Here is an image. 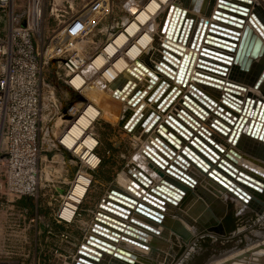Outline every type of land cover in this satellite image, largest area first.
<instances>
[{
    "label": "bare ground",
    "instance_id": "obj_1",
    "mask_svg": "<svg viewBox=\"0 0 264 264\" xmlns=\"http://www.w3.org/2000/svg\"><path fill=\"white\" fill-rule=\"evenodd\" d=\"M229 1L245 5L249 8L245 12L244 21L239 22L231 15L225 13L231 12L230 8L239 10L238 7H232L228 3ZM176 7L186 9L187 17L191 16L195 18L197 24L202 20L203 24L201 26H205L204 32L206 33L210 32L209 27H211V23H221L217 19L221 18L243 25L240 29L241 33L248 26L253 30V33L261 36L264 40V0L134 1L133 4H130V13L133 17L131 16L130 19L127 17L122 25H118L113 36L95 56L92 63H90L94 65L95 72H90L91 70L88 69L89 72L86 74L83 72L85 74L83 75L78 71L74 75L71 85L76 89H81L96 77L104 83L105 90L111 93V97L118 104L126 102L127 105L121 115L122 126L126 134L132 136L136 150L130 159L128 167L120 175L126 184L124 188L128 189L131 186L138 193L141 192L145 186L138 185L134 176L138 174L139 170L153 179V183L149 184L147 179L144 180V177L140 176L149 187H154L164 176L169 175L160 165L157 166L152 162L154 151L166 152L169 155L168 157L172 158L171 160L169 159L171 163H175L174 160L178 158L177 160L180 162L178 166L186 169L185 172L189 171V174L197 180L196 184L190 187L192 194H190L189 198L186 200L185 198L181 199L176 206H167L165 211L167 216L172 213H181L184 218L180 219L181 222L194 234L195 231L192 228L197 221L194 218L189 223L190 218L186 215L187 209L192 206L195 207L200 203V205L202 204V210L206 208L213 211L215 205L219 206L225 203L230 191L236 188L235 183L237 180L233 179L226 172L225 168H217V171L214 172L213 169H216V165L212 162H209L211 163V167H208L195 154H191L192 159L184 155L182 149L185 142H181L185 138L182 137L180 132L184 133L188 138H194L195 135L198 136L197 138L203 137L201 139L206 144L208 138H211L214 146L207 147L202 141L199 144L203 151L211 156L214 155L213 151L216 152L220 156L217 162L223 159L238 169L243 167L249 170V167H253L251 172L260 176L264 181V165L260 164L261 159L253 157L245 149L239 148L237 144L240 139L245 138L249 128H251L250 131H253L254 127L261 126L258 137L264 133V109L261 108L263 114L260 115L261 119L259 123L257 124L256 121L259 119V113H257V117L251 125L254 118L252 99L264 100V88L256 85L263 74L264 66L261 70L258 66L252 65L250 70L241 71L239 66L233 63L232 66H229L228 70L223 71V74L217 73L216 76L223 79L224 82L220 83L219 87L214 86L216 84L213 80L196 74V71H200V69L198 70L200 56L197 47L198 42H196L193 47L187 46V49L184 51L197 53L194 58L196 64L191 67V74L189 73L187 76L189 70L186 64L187 61H192L191 58L194 55L189 56L182 66L183 73L180 74L179 78V68L183 62L182 58L180 59V56H176V53L170 50L169 47L172 46L169 44L173 43V39H171V36L167 37L163 31L164 26L168 25L169 20L175 13ZM171 8L172 10H170ZM218 10L219 12L217 13ZM169 11L170 16L167 19L166 15ZM234 14L236 13L234 12ZM207 20V24L204 25V22ZM235 28L238 29L237 27ZM222 30L226 31V28H222ZM168 39L169 42L166 43ZM200 42L204 43V41ZM164 43L165 45H163ZM261 61L262 58L258 56L255 58L254 63L258 65ZM203 64L206 65L205 63ZM196 79H204L211 84H205ZM235 84L241 85L244 88L237 87ZM233 91H238L243 96ZM248 96L251 97L250 100H247ZM169 109H171V112L166 113ZM232 114L238 116L236 121L232 117ZM101 115L100 108L89 102L83 112L69 125L59 139L62 145L79 154L93 168L97 167L101 161L100 156L96 152L97 147L100 145L99 138L96 135V122L97 119L101 118ZM117 116L118 112H115V117ZM148 116L149 118L144 126H142L141 124ZM131 117L133 118L130 121L129 127L136 123L137 126L132 132H129L124 126ZM167 119L177 129L175 138L170 136L166 132L167 130H163L162 133L171 141L176 142L178 147H174L169 142L163 141L164 139L159 136V127ZM181 123L191 131V134L187 132V129ZM176 138H180L181 142L177 141ZM215 145L221 150L217 149ZM153 155L156 157V153ZM161 156L163 155H157L158 160L160 163L165 164L164 161L160 160ZM203 157L206 158V156ZM163 159L168 160L166 157ZM224 161L222 164L226 166V169L230 170L231 167L226 165ZM197 163L202 164L207 170L204 171ZM258 167L261 168L258 169ZM129 169H131V172L128 171ZM210 172L212 176L209 175ZM91 184L90 178L85 175L79 176L67 200V205L63 211L64 216L70 217L74 209L77 208L76 204L86 199L90 192ZM240 187L243 190L246 189L242 184ZM246 190L249 193L253 192L249 189ZM200 191L205 192L209 196V201L202 197ZM237 191L240 190L237 189ZM114 197L122 199L116 195ZM244 199L245 197L242 196L239 202H244ZM211 202L214 203L209 205ZM185 204H187L186 208L184 207ZM257 210L259 213H262L264 211V203L263 207ZM222 217L223 213L221 212L218 218L221 219ZM221 223L223 224L222 221ZM159 226L158 229L162 231L164 227ZM204 230L202 229L198 233ZM162 234H160V237H162ZM172 240L169 238L164 239L163 242L159 241L158 248L162 254L161 263L167 264L166 262L173 244ZM240 254L242 256V253ZM240 254H237L239 255L238 257L236 255L228 256L225 260L232 262L234 259H238ZM245 260L242 261L244 262ZM242 261L233 262L242 263ZM256 262L258 263V261ZM222 263L220 262L219 264Z\"/></svg>",
    "mask_w": 264,
    "mask_h": 264
},
{
    "label": "rangeland",
    "instance_id": "obj_2",
    "mask_svg": "<svg viewBox=\"0 0 264 264\" xmlns=\"http://www.w3.org/2000/svg\"><path fill=\"white\" fill-rule=\"evenodd\" d=\"M94 1L45 0L44 22L41 35L38 37L43 51L46 52L51 48L54 35L62 30L70 19L83 13ZM134 1L140 0H105L103 8L105 14L99 24L88 35L81 37L78 42V52L82 59L76 63L78 65V62H83H81L82 70H78L83 75L89 70L95 72L94 65L90 63L113 36L118 25H122L127 17L128 19L133 17L130 13V4H133ZM7 18V12L0 11V35L5 32ZM78 71L75 74L69 73L62 59L50 61L45 65L42 84L43 118L41 123L42 153L39 194L44 213H52V218L56 221L55 213H58L62 208L68 193L72 192L79 176L85 175L92 181L88 196L80 202L76 218L68 224L69 232L76 242L70 256H73L82 245L85 232L89 227L90 217L93 214L92 212H85L84 209L94 211L103 200L102 198L109 193L112 185L123 188L126 186L120 175L128 167L136 150L132 136L127 135L122 126L121 115L127 105L126 102L118 104L111 97V93L105 90L104 83L96 77L81 89H76L70 84V79ZM89 102L95 104L102 112L101 118L97 119L96 122V135L100 142L96 152L101 161L94 168L90 164L88 165L79 154L74 153L73 150L59 142L65 133L64 131L83 112ZM143 102L145 101L143 100ZM115 112H118L117 117H115ZM170 112L171 109L166 111V113ZM260 168L258 167V169ZM252 169L253 167H249V170H246L251 172ZM241 184L237 181L235 187L238 188ZM236 188L230 191L225 203L219 206L215 205L213 211L203 209L204 214L215 219L221 214L219 210L228 206V213L224 218L227 234L220 235L207 231L199 234L200 230L206 228L196 219L197 222L192 228L195 231L193 236L199 235L189 247L182 245L181 241L173 237L167 264H172L174 258L175 264H219L220 262L226 264L227 261H229L227 264H236L237 262L234 263L233 261L244 259H246L244 262L238 263L264 264V211L262 213L257 212V209L263 207L264 192L261 194L254 191L249 193L246 188L244 190L251 194L252 199L247 202V196L244 195V202L240 203L239 199L243 193L237 191ZM213 203L211 202L209 205ZM76 205L78 207V204ZM198 205L200 203L196 206ZM85 213L88 214V217ZM59 225L60 228L55 227L57 234L60 230L65 229L62 227L63 224ZM232 225H234L233 228ZM54 239L58 240V237ZM180 244V247H176ZM193 246V250L189 251L188 248L191 249ZM188 251L190 252L189 255L187 254ZM240 253L244 256L242 257ZM237 254H240V257L234 259L233 263L230 260H225L231 255L238 257ZM43 257L46 260L43 264H67L71 261V257H68L66 261L57 260L54 253L49 252Z\"/></svg>",
    "mask_w": 264,
    "mask_h": 264
},
{
    "label": "water",
    "instance_id": "obj_3",
    "mask_svg": "<svg viewBox=\"0 0 264 264\" xmlns=\"http://www.w3.org/2000/svg\"><path fill=\"white\" fill-rule=\"evenodd\" d=\"M228 3H230L232 7H238L240 11L230 8L229 10L231 12L225 13L231 15L239 22L244 21L245 12L248 11L249 8L232 1H229ZM170 10H172V8ZM218 12L219 10L217 13ZM234 12L236 14H234ZM169 16L170 11L166 15L167 19ZM217 19L220 20L221 23L212 22L211 27H209L210 32L206 33L204 32L205 26H201L203 24L202 20L197 24L195 18L191 16L187 17L186 9L176 7L175 13L169 20L168 25L164 26L163 31L167 37L171 36V39L174 41H172V44H169L172 46L169 47L170 50L175 52L176 56H180V59L182 58L183 62L179 68V78L181 76L180 74L183 73L182 66L185 64L189 56L194 55L193 58H191L192 61H187L186 67L189 70L188 72L186 71L187 76L190 73L191 67L196 64L194 58L197 53L184 52L187 49V46L193 47L196 42H198L197 47L200 56V62L198 63V70L200 69V71H196V74L213 80L216 84L214 86L219 87V85H221L220 83L224 82L223 79L216 76L217 73L223 74V71L228 70L229 66H232L233 63L238 65L241 71L250 70L252 65L256 67L258 66L261 70L263 69V38L256 33H253V30L248 26L241 33L240 29L243 25L221 18ZM207 22L208 20L204 22V25H206ZM222 28H226L227 32L223 31ZM200 41H204V43L202 44ZM168 42L169 39L166 43ZM179 42L183 44H180ZM163 45H165V43ZM258 56L262 58V61L260 64L255 65L254 60ZM196 80L205 84H211L204 79ZM256 85L264 88V71ZM235 86L244 88L238 84H235ZM233 92L243 96L238 91ZM250 99L251 97L248 96L247 100ZM252 101L254 118L251 125L253 124V121H255L257 113H259V119L256 121L257 124L259 123L261 119L260 115L263 114L262 109H264V100L253 98ZM149 116L145 118L144 122L141 124L142 126H144ZM232 117L235 118L236 121L238 116L232 114ZM132 118L133 117H131L124 126L129 132H132L137 126L136 123L129 127ZM181 125L183 124L181 123ZM260 127L261 126L254 127L252 129L253 131H250L251 128H249L245 138L240 139L237 144L239 148L245 149L253 157L261 159L260 164L264 165V133L258 137ZM185 128L187 129V132L191 134V131H189L187 127ZM163 130H167L166 132L175 138L177 129L171 125L168 119L160 125L158 130V133L160 134L159 136L164 139L163 141H167L174 147H178L176 142L171 141L164 133H162ZM180 134L185 139L182 142L180 138L176 139L181 143L185 142L182 153L189 159H192L191 154H195L208 167H211V163L209 162L216 165V169H213L214 172L217 171V168H225L226 172H228L233 179L242 183L245 188L258 194L264 192V181L260 176L255 175L252 172H247L243 167L238 169L223 159L217 162V160L220 159V156L216 154V152L213 151L214 155L212 156L208 155V153L203 151L201 146H199L200 143H205L201 139L203 137L197 138L198 136L195 135L194 138H188L184 133L180 132ZM250 140H252V142H250ZM207 144V147L214 146L211 138H208ZM215 146L217 149L221 150L217 145ZM155 153L156 157L161 154L166 157V159L168 158L166 161L163 159V156H161L163 158L160 157V160L164 161L165 164L160 163L158 157L156 159L153 155ZM153 154L152 162L157 166L160 165V167L169 175L164 176V178L156 183L154 187H149L140 176L144 177V180L147 179L149 184L153 183V179L139 170L138 174L134 175L137 180L136 182L138 185L141 184L145 186L140 193L131 186L126 189L118 185H112L109 189L110 193L106 194L99 205V211L94 217L82 245H80L79 249L74 253L75 257L67 264H161L162 254L158 246L164 239L170 238L172 240L173 237H176L181 241L182 245L189 247L193 244L194 239L200 233L193 236L191 231L181 222L180 219H184L181 213H172L167 216L165 211L167 206H176L181 199L185 198L186 200L189 198L190 194H192L190 187L196 184L197 180L189 174V171L185 172L186 169H182L178 166L180 165V162L177 160L178 158L174 160L175 163H171L169 159L171 160L172 158L168 157L169 155L166 152L154 151ZM202 155L206 156V158ZM223 161L226 165L230 166L232 170L226 169V166L222 164ZM197 165L204 171L207 170L202 164L197 163ZM128 171L131 172V169ZM209 175L212 176V173L210 172ZM138 185L135 186L139 187ZM237 189L242 191L243 196H247V202L252 199L251 194L242 190L240 186H238ZM200 192L202 193V197L209 201V196L203 191ZM115 195L122 199L115 198ZM184 207L186 208L187 204H185ZM187 210L188 212L186 215L190 218L189 223L195 218L206 228L204 232H215L220 235L227 234L224 226V218L228 213V206L224 207L223 210H219L223 213L221 219H211V217L204 214L202 204L196 207L192 206ZM221 221L223 222L222 225ZM159 225L164 227L162 231L158 229L160 227ZM161 233H163L162 237H160ZM70 244L72 247L76 246L75 243L73 245V243L70 242ZM172 264H175V258L173 259Z\"/></svg>",
    "mask_w": 264,
    "mask_h": 264
},
{
    "label": "built area",
    "instance_id": "obj_4",
    "mask_svg": "<svg viewBox=\"0 0 264 264\" xmlns=\"http://www.w3.org/2000/svg\"><path fill=\"white\" fill-rule=\"evenodd\" d=\"M104 3L105 0H95L83 13L70 19L54 35L51 48L44 52L38 37L44 22L45 0H0V11H6L8 15L5 32L0 35V213L6 204L26 197L40 205L45 65L62 59L69 73L75 74L82 69L83 62L76 63L82 59L78 42L99 24L105 14ZM69 193L62 208L54 215L59 223H72L81 204L77 203L78 207L70 217L64 216ZM36 220H40V216L31 222ZM19 225V222L13 224L8 234L13 242H8L5 232L0 230V264H22L24 260L32 263V251H23L15 241L16 233L27 229ZM61 239L64 244H70L69 233H61ZM52 253L57 260H68L58 246ZM74 257L71 256V260Z\"/></svg>",
    "mask_w": 264,
    "mask_h": 264
},
{
    "label": "crops",
    "instance_id": "obj_5",
    "mask_svg": "<svg viewBox=\"0 0 264 264\" xmlns=\"http://www.w3.org/2000/svg\"><path fill=\"white\" fill-rule=\"evenodd\" d=\"M179 43L181 44V42ZM99 205L94 211L84 209L85 212L93 213L90 217L89 227L99 211ZM0 214V230H2V232H5L8 242H13L12 236L8 235L13 224L19 222V227L25 226L27 228L24 231H16L17 233L15 236V241L21 246L23 251H27L28 249L32 251L31 264H43L46 261L43 255L48 252L52 253L55 246L60 247V249L62 248L63 253L66 256L71 257L70 254L73 248L72 245L69 243L68 245L64 244L65 242L61 239V233L66 232L70 235V242H72L73 245L74 243L76 244L75 239L69 232L68 224L59 223L57 220H53V214H45L41 203L37 206V202L33 198L26 197L16 200L13 204H6L5 208H3ZM85 214L88 217V214ZM39 216L40 220L31 222L33 218H38ZM59 224H63L62 227H65L66 229L60 230L59 234H57V232L55 231V227L60 228L61 226ZM89 227L85 232V237L88 233ZM55 237H58V240H55ZM48 243L49 245H47ZM180 246L181 244L176 247ZM22 264H30V262L26 263V260H24L22 261Z\"/></svg>",
    "mask_w": 264,
    "mask_h": 264
},
{
    "label": "trees",
    "instance_id": "obj_6",
    "mask_svg": "<svg viewBox=\"0 0 264 264\" xmlns=\"http://www.w3.org/2000/svg\"><path fill=\"white\" fill-rule=\"evenodd\" d=\"M231 227L233 228V227H234V225H232ZM65 229H66V228H65ZM46 254H48V253H46ZM44 255H45V254H44Z\"/></svg>",
    "mask_w": 264,
    "mask_h": 264
}]
</instances>
